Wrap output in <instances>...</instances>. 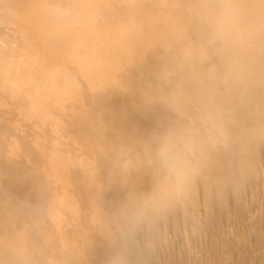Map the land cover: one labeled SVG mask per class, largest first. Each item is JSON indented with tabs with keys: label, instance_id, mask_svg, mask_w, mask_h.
<instances>
[{
	"label": "bare ground",
	"instance_id": "bare-ground-1",
	"mask_svg": "<svg viewBox=\"0 0 264 264\" xmlns=\"http://www.w3.org/2000/svg\"><path fill=\"white\" fill-rule=\"evenodd\" d=\"M0 264H264V0H0Z\"/></svg>",
	"mask_w": 264,
	"mask_h": 264
}]
</instances>
